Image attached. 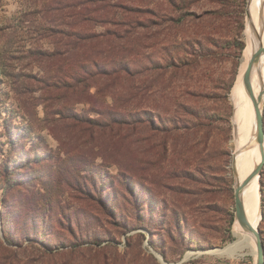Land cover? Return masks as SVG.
I'll return each instance as SVG.
<instances>
[{"label": "rangeland", "instance_id": "1", "mask_svg": "<svg viewBox=\"0 0 264 264\" xmlns=\"http://www.w3.org/2000/svg\"><path fill=\"white\" fill-rule=\"evenodd\" d=\"M126 2L178 17L180 13L170 3L175 2L185 10L186 23L205 21L202 31L196 32L200 34L194 37L209 32L221 38L222 47L214 56L190 71L188 78L176 79L169 91L175 99L200 111V115L213 116L208 122L209 148L203 154L207 156L203 169L209 167L210 171L204 170L206 175L193 172L192 154L186 149L189 136L177 141L169 136L160 146L161 137H150L144 123L143 127L130 124L119 132L93 129L90 121L100 119L91 111L98 100L94 98L96 89L85 97L55 91L46 77L61 65L46 58L54 49L52 39L34 32L37 23L42 25L39 16L24 17L30 2L0 0V264H255L250 249H242L239 256L219 255L216 250L227 248L235 239L231 93L247 48V35L251 33L250 17L261 9L259 1ZM214 12L223 13V24L214 16L210 18ZM188 24L175 32L174 38L193 37L194 27ZM185 90L188 94H183ZM167 100L158 94L154 108L159 109ZM111 103L108 96L106 104ZM66 104L73 106L66 111ZM261 108L264 124V98ZM164 109L168 110V106ZM69 111L81 121L68 119ZM30 125L31 138L17 141V148L12 149L8 136H22L16 133L20 132L18 128ZM24 152L30 158L27 162L22 159L27 155ZM9 158L16 160L15 168L4 170ZM119 168L132 171L142 181L130 175L122 178ZM102 183L115 204L113 217L96 203ZM140 185L159 191L167 205L136 203L137 195L147 197ZM188 192L197 194L190 204L183 195ZM259 193L258 230L264 232V168ZM182 213L185 223L180 220ZM136 214L140 219L135 218ZM38 216L45 219L43 228L34 227L40 222ZM41 232L48 244H56L55 239L61 236L79 243L80 248L73 256L43 254L42 246L33 243ZM6 236L15 246L6 243Z\"/></svg>", "mask_w": 264, "mask_h": 264}, {"label": "trees", "instance_id": "2", "mask_svg": "<svg viewBox=\"0 0 264 264\" xmlns=\"http://www.w3.org/2000/svg\"><path fill=\"white\" fill-rule=\"evenodd\" d=\"M25 1L31 5L32 1L34 4L33 7L30 5L24 17L39 16L42 21V25L37 23L39 26L34 27V32L53 41L54 49L47 53L46 58L57 60L61 65L46 77V81L50 82L51 87L57 92L77 93L79 97H85L91 89H96L94 98L98 100L92 104L91 111L100 119L90 121L93 123V129L98 132L107 130L119 132L122 127L130 124L143 127L144 123L148 125L145 128L150 137H161L160 146L164 145L169 136L174 141L189 136L186 149L192 154L191 159L195 164L193 172L206 175L204 170L210 171L209 167L203 169L207 157L203 154L209 148L211 126L208 122H212L213 116L204 113L200 115V111L186 106L169 93L173 88L171 83L181 77L188 78L190 71L195 70L202 61L210 60L214 52L222 47L221 38L217 34L214 36L205 32L200 37H194L200 34L196 33L198 30L202 31L204 20L186 23L185 10L178 8L179 5L175 2L170 3L180 13L178 17L168 13L160 15L153 10L132 6L126 0ZM221 13H211L210 18L214 16L217 19L214 21L223 24ZM185 24L193 26L195 34L191 38L177 40L174 38L175 32H180ZM2 74L7 76L5 72ZM158 94L171 100L164 101L166 104L159 109L153 106ZM183 94L188 92L185 90ZM108 96L112 99L111 104H106ZM102 99L103 105H100ZM70 106L73 104H66L64 110L67 111ZM164 106H168V110L164 109ZM66 115L72 121H81L77 114L70 111ZM18 129L20 132L16 133L22 136L14 134L8 136L12 149L17 148V141H28L33 134L31 125ZM143 130L145 129L139 128V131ZM12 159L9 158L4 170H8L9 167L15 168L16 160ZM22 159L26 162L30 160L28 154ZM186 161H189V156ZM118 173L122 178L130 175L137 181H142V177L133 175L128 169L119 168ZM193 180L197 183L196 178ZM140 186L147 197L143 198L141 196L143 193L137 195L136 203H144L143 206H150L155 202L161 207L167 205L166 201L159 197V191H154L152 187ZM106 191L105 184L99 185L96 203L107 215L113 217L115 204ZM183 195L188 197L190 204L192 196L197 194L188 192ZM261 199L263 221V196ZM135 216L136 219H140L139 214ZM38 219L40 222L34 224V227L43 228L44 217L38 216ZM180 220L185 223V213H182ZM259 232L264 248V232L260 228ZM42 233L37 234L39 240L34 241L33 237L32 241L42 246L43 254L73 256L80 248L79 243L61 236L55 239L56 244H48L50 242L46 243L43 237L41 238ZM182 238L186 240L185 236ZM5 241L8 245L15 246L7 236ZM153 241L149 240L150 244L153 245ZM23 250L26 251L24 248ZM158 251L166 258L162 250Z\"/></svg>", "mask_w": 264, "mask_h": 264}, {"label": "bare ground", "instance_id": "3", "mask_svg": "<svg viewBox=\"0 0 264 264\" xmlns=\"http://www.w3.org/2000/svg\"><path fill=\"white\" fill-rule=\"evenodd\" d=\"M259 1V8L250 17V32L247 35V48L240 72L232 89L231 99L234 105V158L235 184H244L261 164L262 156L260 146L255 139V114L254 102L262 104L264 98V54L254 66L251 79V91L248 93L242 84V76L248 63L258 48L264 49V0H253V4ZM244 215L247 228H243L235 220L233 223L234 241L222 250H216L219 255L239 256L242 249H250L255 258L257 247L254 234L260 220V193L259 178L256 176L243 188L241 194Z\"/></svg>", "mask_w": 264, "mask_h": 264}, {"label": "water", "instance_id": "4", "mask_svg": "<svg viewBox=\"0 0 264 264\" xmlns=\"http://www.w3.org/2000/svg\"><path fill=\"white\" fill-rule=\"evenodd\" d=\"M262 54H264L263 48H258L256 52H254V54L252 55L248 63L246 71L244 72L242 76L243 87L246 89L248 93H250L251 91L250 83L252 79V71L254 69V66L258 62V59L261 57ZM254 114H255V139L258 145L260 146L262 162L254 170L253 174L248 178V180L244 184H240V183L237 185L235 184V187H234L235 220L243 228H247L246 219L244 215V209H243L242 200H241V194H242L243 188L246 185H248L254 177L257 176L258 178H260L261 170L264 166V124H263L262 108H261V104L259 100L254 102ZM234 136H235V133H234ZM232 169H233L234 177H235L236 171H235V166L233 162H232ZM260 219H261V214H260ZM254 237H255L256 247H257V256H256L255 264H264V248H263V244H262V240H261L258 227L256 229Z\"/></svg>", "mask_w": 264, "mask_h": 264}]
</instances>
